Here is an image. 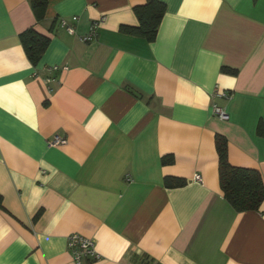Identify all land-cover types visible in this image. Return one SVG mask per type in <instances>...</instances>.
<instances>
[{"label":"crops","instance_id":"0c3cea01","mask_svg":"<svg viewBox=\"0 0 264 264\" xmlns=\"http://www.w3.org/2000/svg\"><path fill=\"white\" fill-rule=\"evenodd\" d=\"M157 1L148 42L119 31L145 0H47L38 21L0 0V264H75L70 234L83 264H264V200L226 202L214 148L264 188V0ZM27 29L48 38L34 64Z\"/></svg>","mask_w":264,"mask_h":264},{"label":"trees","instance_id":"16d2710c","mask_svg":"<svg viewBox=\"0 0 264 264\" xmlns=\"http://www.w3.org/2000/svg\"><path fill=\"white\" fill-rule=\"evenodd\" d=\"M47 0H29L34 18H42ZM137 25L134 27L120 26L119 31L128 35L142 37L152 41L162 16L164 5L157 0H145L143 5L132 8ZM20 43L31 64H34L45 49L48 38L27 29L19 35ZM221 71L235 73L234 70L222 68ZM214 148L217 156L218 186L226 202L236 211H257L264 200V188L256 171L232 167L226 162L225 141L222 136L215 135ZM169 187L183 185L182 180H166Z\"/></svg>","mask_w":264,"mask_h":264},{"label":"built area","instance_id":"2783aa9c","mask_svg":"<svg viewBox=\"0 0 264 264\" xmlns=\"http://www.w3.org/2000/svg\"><path fill=\"white\" fill-rule=\"evenodd\" d=\"M75 20V18H72ZM59 27L63 28L66 33L72 34V28L66 24L65 21H59ZM97 23H92L88 28V34L81 38L82 42H89L92 38V35L95 32ZM51 69L55 70L56 67H52ZM229 94L226 92H220L216 88L213 89L211 93V98L213 99H227ZM211 113L213 116L218 118L219 120H225L227 115L224 111L219 108L216 104H211ZM64 143V139L55 136L50 142L51 146H58ZM193 182L200 183V177L198 175H194L192 177ZM66 249L72 258L75 264H83V261L87 262H95L99 259L98 254L94 250L93 241L79 236L77 234H70L65 238Z\"/></svg>","mask_w":264,"mask_h":264}]
</instances>
